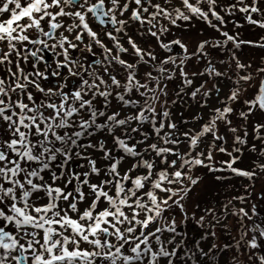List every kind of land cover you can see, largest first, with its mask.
<instances>
[{
  "label": "snow or ice",
  "instance_id": "obj_1",
  "mask_svg": "<svg viewBox=\"0 0 264 264\" xmlns=\"http://www.w3.org/2000/svg\"><path fill=\"white\" fill-rule=\"evenodd\" d=\"M195 21L218 35L167 39ZM229 24L264 30V0H0V264H264V191L193 197L196 167L264 173V67L238 56L264 36ZM174 79L188 118L162 99Z\"/></svg>",
  "mask_w": 264,
  "mask_h": 264
},
{
  "label": "rangeland",
  "instance_id": "obj_2",
  "mask_svg": "<svg viewBox=\"0 0 264 264\" xmlns=\"http://www.w3.org/2000/svg\"><path fill=\"white\" fill-rule=\"evenodd\" d=\"M181 23V22H178ZM229 24L228 26H230ZM187 28L188 30H185ZM201 32L203 33L201 35ZM218 33H215L212 29H209L204 23L200 21H195L192 26H184L181 28H173L172 32L167 35L168 40L176 39V38H182L183 41L188 44L190 47L195 44V42L198 39H203L206 37H211V36H217ZM146 45L149 47H152L155 49V51L160 55L164 56L165 53L163 50L159 49L156 46V42L154 38H147L145 40ZM242 62H251L249 60H245ZM255 69L258 67H254ZM148 69L144 66H141V71H147ZM189 74L191 75L192 72H198L202 71V65L196 64L195 62H192L190 66L188 67ZM198 77H193V80L196 81L198 80ZM168 84L167 92L168 95L166 98L162 99H167L168 104L170 106V111L172 112L174 117H184L188 118L190 112L192 111H197L198 106L193 102L192 98L190 96H184L183 100L175 95L176 92L179 91V88L181 85L178 83V80L174 79L171 82H166ZM45 86H51V84H46ZM175 100L176 103L172 104V101ZM215 100V98L213 99ZM219 106V105H217ZM234 124H237V120H233ZM253 143H257L253 139L252 136L248 138V145L249 147L247 148V155H246V167H241L240 166V160L234 165L237 168L240 169H246V170H251L253 167V161L257 160L258 153L252 152L249 150L250 146ZM216 159L219 160H228L229 157L223 154L216 153L215 154ZM240 166V167H238ZM257 172L259 173V169H257ZM193 174L195 176L201 177L202 183L198 184L195 188V191L193 193L194 198L200 199L202 202L205 200H212L213 203H215L217 200L220 201L221 203L226 202L232 195H243L244 193V187H241V185H246L249 186V190L252 192V201L251 202H257V195L261 192L264 191V173H259L257 178H255L254 181H249L246 178L243 177H236L232 176V178L228 181L225 182H215L214 181V176L215 175H225V176H230V173H209L207 169L205 168H200L196 167L193 169ZM227 193V195H225ZM261 209H264V201H259L258 202ZM178 221L180 220V212L179 209H174L173 213ZM199 215V214H198ZM234 221L235 218H229L227 223L232 226V235H236V230L234 227ZM195 228V225L192 221L188 222V231L191 236H195V233L192 231V229ZM198 230V229H197ZM218 235H219V243L221 246H223L224 243H227L230 237L221 235L223 233V229H216ZM232 255V252L229 251L228 255L225 257V259H229Z\"/></svg>",
  "mask_w": 264,
  "mask_h": 264
},
{
  "label": "flooded vegetation",
  "instance_id": "obj_3",
  "mask_svg": "<svg viewBox=\"0 0 264 264\" xmlns=\"http://www.w3.org/2000/svg\"><path fill=\"white\" fill-rule=\"evenodd\" d=\"M226 30H230L231 32L239 31L241 34V38L245 40H257L259 39V37L264 36V30H261L259 28H252L249 27L248 25H245L243 28L238 30L234 29L233 26L230 25L227 27ZM229 47H231V45H229ZM238 56L240 57L241 61H245V60L252 61L253 71H255L254 67H264V48L242 46V49L238 51ZM228 86H230L229 82L227 80H223L221 83V87L224 89V91L228 90ZM214 98L215 97H213V99ZM235 107L239 108L240 105H235ZM233 120H237L238 121L237 124L242 123V121H240L235 117L233 118ZM256 121L264 122V117H261L259 114H257L256 117L252 118L253 123ZM260 146L261 145L258 144V147ZM246 155H247V148L244 149L243 154L241 156V161H240L241 167L247 166Z\"/></svg>",
  "mask_w": 264,
  "mask_h": 264
}]
</instances>
